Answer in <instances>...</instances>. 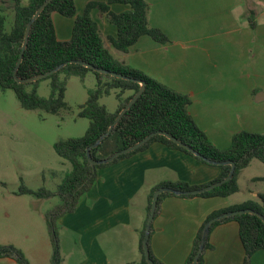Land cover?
Listing matches in <instances>:
<instances>
[{"label":"crops","instance_id":"crops-1","mask_svg":"<svg viewBox=\"0 0 264 264\" xmlns=\"http://www.w3.org/2000/svg\"><path fill=\"white\" fill-rule=\"evenodd\" d=\"M9 1L0 0V6ZM146 1L150 26L163 31L170 42L163 45L144 36L128 52H120L109 40L117 37L116 26L106 14L94 9L92 16L111 54L189 96V113L217 148L228 149L234 135L243 131L264 133V112L254 108L257 98L264 102V88L257 85L264 73L262 0ZM89 2L107 0H75L77 14H82ZM110 9L121 14L130 8L118 4ZM251 16L255 28L250 25ZM60 17L52 15L57 38L70 41L75 20ZM254 161L239 175V192L228 198L162 200L149 241L150 251L161 264H185L199 229L213 213L259 201L264 182L255 181L264 177L242 182ZM220 172L215 166L198 163L191 156L156 143L99 170L76 210L57 220L59 232L72 241L79 259L75 264H142L140 243L148 222L150 192L164 182L205 186L216 181ZM208 237L210 248L203 251L204 264H246L237 222L215 227ZM0 264L18 263L6 257L0 258ZM61 264L66 260L62 259ZM249 264H264V251L256 252Z\"/></svg>","mask_w":264,"mask_h":264},{"label":"trees","instance_id":"trees-1","mask_svg":"<svg viewBox=\"0 0 264 264\" xmlns=\"http://www.w3.org/2000/svg\"><path fill=\"white\" fill-rule=\"evenodd\" d=\"M46 1L27 0L25 3L23 0H10L9 2H2L0 6V89L2 91L13 90L21 107L25 110H42L46 113L58 114L67 109L65 98L68 80L71 77L85 79L87 75L93 73L97 80L96 88L88 92V100L81 107L79 113L81 118L90 121L85 136L59 141L54 146L57 155L72 165V171L65 176L58 192L53 193L45 188L33 191L24 185L19 191L20 195H30L37 199L59 197L61 200V204L47 216V224L54 245L52 264L62 263L57 220L64 214L76 210L80 199L96 181L98 171L142 153L156 143H161L170 150L191 156L198 163L215 166L221 172L216 181L205 186H193L183 181L164 182L156 186L149 194L148 219L153 196L157 190L169 187L182 192L194 191L220 182L229 176L232 170L230 165L217 166L207 160L219 163L234 162L236 170L233 179L198 196H177L171 193H163L158 202L156 216L159 212L160 203L167 197L228 198L239 192V175L249 167L252 161L257 160L264 164V133L243 131L234 135L228 149L217 148L189 113V107L192 104L189 96L170 89L138 69L125 65L105 47L99 25L92 16L94 9L106 14L109 22L116 26L117 37L109 38V40L112 47L120 52H128L144 36H148L163 45L170 42L169 37L163 31L150 26V7L146 0L89 2L85 11L80 15L77 14L75 0H54L32 25L28 47L18 70V77L25 80L31 79L52 72L65 63L67 65L53 75L37 82L27 84L17 82L14 72L23 50L28 24ZM118 4L129 6L130 9L124 13L115 14L110 7ZM10 13L13 14V22L11 30L7 31ZM53 13H58L65 18H74L70 41L58 40L52 19ZM249 21L251 27L255 28L256 22L253 16L249 18ZM73 61L84 62L97 69L121 74L129 80L100 74L80 63H71ZM45 80L50 81L51 94L48 98L41 97L38 93L41 82ZM141 82L146 83L145 92L126 113L113 132L97 148L91 150L92 157L99 161L108 159L115 153L141 142L152 133L160 131L175 137L198 153L199 156H195L191 151L179 146L167 137L158 135L138 150L122 155L110 164L97 165L94 170L87 156L88 149L109 130L119 113L140 90ZM29 86L32 88L31 91L28 90ZM113 91H116L119 106L114 113H111L106 106L100 103V100L105 96H110ZM247 209L254 210L264 216V194L259 195L258 202L249 201L240 206L215 212L207 218L194 239L193 248L185 264H193L203 241L205 226L211 219L221 214ZM229 221H235L239 224V235L246 253V264H249L251 257L256 252L264 251V222L257 216L244 214L218 221L211 227L210 231ZM145 233L144 230L140 243L143 256L142 264H148L143 247ZM208 248H210L209 237H207L205 244V249ZM6 257L14 258L18 264H30L25 255L13 246L0 247V258ZM151 258L156 264H161L152 252ZM198 264H204L203 253Z\"/></svg>","mask_w":264,"mask_h":264},{"label":"rangeland","instance_id":"rangeland-1","mask_svg":"<svg viewBox=\"0 0 264 264\" xmlns=\"http://www.w3.org/2000/svg\"><path fill=\"white\" fill-rule=\"evenodd\" d=\"M262 6L264 8V0ZM12 22L13 14L10 13L7 31L11 30ZM96 85L93 73L85 79L71 77L65 98L67 109L58 114L25 110L13 90L0 89V246L19 249L30 264H52L54 245L46 217L60 201L59 197L41 201L34 196L20 195V188L24 185L33 191L45 188L58 192L65 176L72 171V165L57 155L54 146L59 141L85 136L90 121L81 118L79 113L88 100V92ZM257 85L264 88V73ZM28 90L32 88L29 86ZM38 93L44 98L50 96L49 80L41 82ZM100 103L114 113L119 106L116 91L103 97ZM254 108L263 113L264 102L254 103ZM245 174L242 182L264 177V164L255 160ZM57 228L61 258L66 264H75L79 259L72 248L74 245L60 234L58 225Z\"/></svg>","mask_w":264,"mask_h":264},{"label":"water","instance_id":"water-1","mask_svg":"<svg viewBox=\"0 0 264 264\" xmlns=\"http://www.w3.org/2000/svg\"><path fill=\"white\" fill-rule=\"evenodd\" d=\"M53 1L54 0H47L37 10V12L35 13V15L33 16L32 20H31V22L28 24V27H27V30H26V35H25V42H24V45H23V50H22V53L20 55V58H19V61H18V64H17V68H16V70L14 72V76H15L16 81L21 83V84L34 83V82H37V81L42 80L44 78H47V77L53 75L54 73L58 72L61 68L65 67L67 65V63H65V64L59 66L57 69H55L52 72H49L47 74L40 75V76L31 78V79H26L25 80V79H21V78L18 77V70H19V68H20V66L22 64V61H23V58H24V53H25V51L27 50V47H28L30 31H31L32 25L40 17V15L43 13V11L46 9V7ZM71 63H80V64L84 65L87 68H90V69L95 70L96 72H99L100 74L110 75V76L118 78V79L129 80V78H127V77H125V76H123L121 74H116V73H112V72H107L105 70L97 69V68L93 67L92 65L84 63V62L73 61ZM145 90H146V83L145 82H141L140 90L136 93V95L132 98V100L128 103V105L119 113V115L117 116L115 122L111 125L109 130L103 136H101L99 138V140L93 146H91L88 149L87 156H88L89 162L92 165L94 170H95V167L97 165L110 164V163L114 162L117 158H119L120 156L125 155V154H129L131 152H134V151L138 150L143 145H145L148 141H150L153 137H156L158 135H162V136L167 137L169 140L174 141L179 146H182L185 149L191 151L195 156H199L198 153L194 152L191 148H189L188 146L184 145L182 142L178 141L175 137L171 136L170 134H168L166 132L160 131V132L152 133L151 135L146 137L141 142H139V143L127 148V149H124V150H122L120 152L115 153L113 156H111L108 159L99 161V160H95L92 157L91 150L97 148L113 132V130L117 127V125L123 119V117L126 115V113L133 107V105L143 95ZM256 101L260 102L261 99L257 98ZM207 161L210 162L211 164H214V165H217V166L218 165H230L232 167V170H231L229 176L226 179H224V180H222L220 182L214 183V184H212L210 186L204 187L202 189L194 190V191L182 192V191L174 190V189L169 188V187H164V188H161V189L157 190L154 193L153 200H152L151 211H150V216H149L147 227H146L144 244H143L144 254H145L146 261H147L148 264H156L153 261V259L151 258L149 241H150V237H151L152 224H153V222L155 220L156 212H157V209H158V202H159L160 196L163 193H171V194H174V195H177V196H182V195L198 196V195H201L203 193L212 191V190L222 186L223 184H225V183H227V182H229V181H231L233 179L234 174H235V170H236V164L234 162L219 163V162H212V161H209V160H207ZM244 214H250V215L257 216V217L261 218L263 220V222H264V216L263 215H261L260 213L254 211V210H250V209L239 210V211H234V212L221 214V215L211 219L205 226L204 234H203V241H202V244H201V246H200V248L198 250V253H197V255H196L195 259H194L193 264H198L199 263L200 257L202 255L204 249H205V244H206L207 237H208V235L210 233V229L216 222L221 221V220L226 219V218L235 217V216L244 215Z\"/></svg>","mask_w":264,"mask_h":264}]
</instances>
